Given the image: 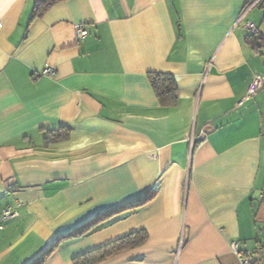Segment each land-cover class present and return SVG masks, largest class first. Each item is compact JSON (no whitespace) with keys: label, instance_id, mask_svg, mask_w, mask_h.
<instances>
[{"label":"crops","instance_id":"1","mask_svg":"<svg viewBox=\"0 0 264 264\" xmlns=\"http://www.w3.org/2000/svg\"><path fill=\"white\" fill-rule=\"evenodd\" d=\"M36 1L0 0V212L17 211L0 264L54 242L41 264H72L139 230L93 264H240L233 241L264 264V86L241 101L264 71L245 28L264 37V0ZM149 72L173 77V104Z\"/></svg>","mask_w":264,"mask_h":264},{"label":"trees","instance_id":"2","mask_svg":"<svg viewBox=\"0 0 264 264\" xmlns=\"http://www.w3.org/2000/svg\"><path fill=\"white\" fill-rule=\"evenodd\" d=\"M62 0H37L35 4V15L43 14L47 9H49L55 3ZM247 41L253 46V48L258 49V47L263 43L264 37L260 36L258 32L249 33L247 36ZM150 85L152 86L155 94L163 105H171L175 102L177 94H176V85L173 77L166 73L160 72H149L147 74ZM66 129L61 128L58 131L48 132L45 136V142L57 141L63 137H65ZM116 211L103 212L99 219L95 221H90L75 229L74 231L67 234V237L80 235L86 232L87 230L96 227V223L101 221L103 217L110 216ZM65 236V237H66ZM146 233L143 230L135 231L119 237L101 247L93 249L91 251L85 252L81 255H78L72 259V264H93L99 262L106 257L122 250H126L132 247H135L139 244H142L146 240ZM56 242H54L50 247L45 249L39 257H37L30 264H41L45 258L49 255V253L55 248Z\"/></svg>","mask_w":264,"mask_h":264},{"label":"built area","instance_id":"3","mask_svg":"<svg viewBox=\"0 0 264 264\" xmlns=\"http://www.w3.org/2000/svg\"><path fill=\"white\" fill-rule=\"evenodd\" d=\"M258 1L259 0H252V2L250 3V6L254 5ZM245 28L247 29V31L249 33L258 32L257 25L250 20H247L245 22ZM87 32L88 31L86 30V28L81 23L76 24L75 34H76L77 38H83L85 35H87ZM41 73L50 75V74H53V71H52V69L46 67V68H43L41 70ZM263 86H264V71L254 73L251 80L247 84L245 95H244V97L241 98V101L244 99H248L249 97H252L253 95H255L257 93V91L260 90ZM261 194L262 195L264 194V181H263V189L261 191ZM16 214H17V211L8 206V207L1 210L0 219L13 217ZM231 249L234 253H236L239 256L240 264H249V260L242 257L241 250L239 249L236 241H233L231 243Z\"/></svg>","mask_w":264,"mask_h":264}]
</instances>
